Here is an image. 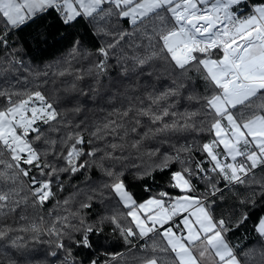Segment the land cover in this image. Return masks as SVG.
Masks as SVG:
<instances>
[{
	"label": "snow or ice",
	"instance_id": "snow-or-ice-1",
	"mask_svg": "<svg viewBox=\"0 0 264 264\" xmlns=\"http://www.w3.org/2000/svg\"><path fill=\"white\" fill-rule=\"evenodd\" d=\"M30 243L264 264V0H0V264Z\"/></svg>",
	"mask_w": 264,
	"mask_h": 264
},
{
	"label": "trees",
	"instance_id": "trees-1",
	"mask_svg": "<svg viewBox=\"0 0 264 264\" xmlns=\"http://www.w3.org/2000/svg\"><path fill=\"white\" fill-rule=\"evenodd\" d=\"M49 23H51L50 19L45 22L43 27L47 28V24H49ZM39 31H40V28L37 25H32L31 28L24 29L23 33L21 34L23 39L28 41L27 49L29 51V54L30 55L33 54L34 50L38 46H42V47H44L45 51L43 53H41L37 57V59H41L42 58L45 62H48V61H51V60H55L60 55H62L63 54V42H61V44H57V45H55L53 47H49V46H46V45H41L40 41L43 40L44 36H48L49 40L51 42V39L53 38V36H58V35L64 34L63 30H61L60 33H56L54 30H46L40 36H37V32H39ZM166 180H167V177H164L162 180L158 181L157 183L158 184H163ZM141 195H143V193H141ZM46 207H50V205H48ZM257 211H258V209H257ZM41 214H43V211H42ZM240 235H242V233ZM237 238H239V235H238ZM242 242H244V241H242ZM110 243L112 244V246L114 247V249L116 251L123 252L127 248V246L123 245V242L119 241L118 238L115 237V236L110 237ZM49 250H50L49 246L46 245V244H31L30 243L28 252L26 254H30L31 256H35V257H37L39 259H47L49 264H52V262L55 260V258L47 255V252ZM79 251L81 252L82 258H83V256L86 255L85 251L82 250V249L79 250ZM101 258L103 259V254L102 253H101ZM55 264H59V262L56 261Z\"/></svg>",
	"mask_w": 264,
	"mask_h": 264
}]
</instances>
